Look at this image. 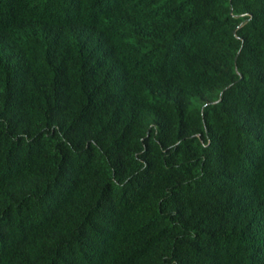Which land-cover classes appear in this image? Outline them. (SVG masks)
Wrapping results in <instances>:
<instances>
[{
	"label": "trees",
	"instance_id": "trees-1",
	"mask_svg": "<svg viewBox=\"0 0 264 264\" xmlns=\"http://www.w3.org/2000/svg\"><path fill=\"white\" fill-rule=\"evenodd\" d=\"M0 264H264V0H0Z\"/></svg>",
	"mask_w": 264,
	"mask_h": 264
}]
</instances>
